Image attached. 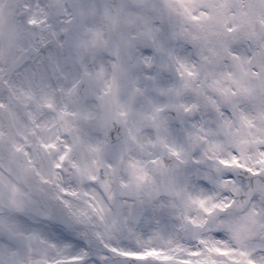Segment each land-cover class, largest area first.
Segmentation results:
<instances>
[{
  "label": "snow or ice",
  "instance_id": "6c2138e0",
  "mask_svg": "<svg viewBox=\"0 0 264 264\" xmlns=\"http://www.w3.org/2000/svg\"><path fill=\"white\" fill-rule=\"evenodd\" d=\"M0 264H264V0H0Z\"/></svg>",
  "mask_w": 264,
  "mask_h": 264
}]
</instances>
